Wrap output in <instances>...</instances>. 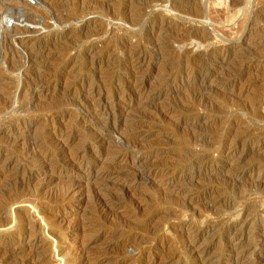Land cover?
<instances>
[{"label": "rangeland", "instance_id": "rangeland-1", "mask_svg": "<svg viewBox=\"0 0 264 264\" xmlns=\"http://www.w3.org/2000/svg\"><path fill=\"white\" fill-rule=\"evenodd\" d=\"M0 1V22L33 15L48 43L29 64L0 35V264H23L20 243L41 247L44 264H196L203 252L202 264H264V0ZM90 123H117L99 161ZM55 129L71 135L64 155L117 180L97 186L68 166ZM242 215L232 254L228 228Z\"/></svg>", "mask_w": 264, "mask_h": 264}, {"label": "bare ground", "instance_id": "bare-ground-1", "mask_svg": "<svg viewBox=\"0 0 264 264\" xmlns=\"http://www.w3.org/2000/svg\"><path fill=\"white\" fill-rule=\"evenodd\" d=\"M43 2H44V5H48L50 2H52V0H42ZM155 1V0H154ZM161 1V0H160ZM8 3V2H7ZM12 3V2H11ZM41 3V2H40ZM14 4V3H13ZM15 4L18 6V7H20V8H26V10L27 9H29L31 6H30V4L29 3H26L24 0H17V2H15ZM41 4H43V3H41ZM6 3H4L3 1H0V17H1V15H3V14H5L6 12H7V8H6ZM43 5V6H44ZM50 5V4H49ZM42 6V7H43ZM15 7V6H14ZM13 7V8H14ZM47 7V6H46ZM35 8V7H34ZM34 8H33V10H34ZM47 8H49V7H47ZM29 10H31V9H29ZM28 11V10H27ZM14 12V11H13ZM25 12V11H24ZM32 12V11H31ZM36 12H37V10H36ZM16 13V12H15ZM33 13V12H32ZM14 14V13H13ZM26 14V13H25ZM34 15H35V13H34ZM15 16V15H14ZM20 17H21V19L23 18V20H17L18 21V23H16V24H13V29H9L10 27H8L7 25L5 26L2 22H0V35L1 34H3L4 35V38L6 39H8V38H11L12 39V41L14 42V43H16V45L17 46H19L18 47V49L19 50H22V51H29L28 52V54H26V57H25V59H26V62L27 63H29V64H31V62H33V64H37V62H38V60H39V56L41 57V55H43V54H45L46 53V51L48 50V46L46 45V39L47 38H45L43 35V33H42V36H40V34H39V31H41L42 30V26H41V30H39L37 27H31V26H29L30 25V23H31V21L32 20H34V18H35V16H33V15H20ZM58 17V16H57ZM37 18V17H36ZM93 23H95V22H93ZM29 24V25H28ZM90 24H91V22H90ZM44 28V27H43ZM44 31H46L45 29H44ZM45 34H46V32H44ZM61 38L63 39V37L61 36ZM61 38H54L53 39V41L56 43V42H58V41H60V39ZM61 39V40H62ZM2 41V40H1ZM3 41H5V40H3ZM37 41H39V45H38V47L35 49V51L33 52L32 50H34V47H36V44L38 43ZM6 42V41H5ZM41 42L43 43L44 42V45L42 44V46H40L41 45ZM3 43V42H2ZM48 44V43H47ZM50 44V43H49ZM15 45V44H14ZM16 46V47H17ZM47 46V47H46ZM50 46V45H49ZM15 48V47H14ZM14 50V49H13ZM16 51V50H15ZM18 52V51H17ZM26 52V53H27ZM23 53H25V52H23ZM5 54V53H4ZM7 54V53H6ZM20 54H21V52H20ZM5 56H7V55H5ZM4 56V57H5ZM44 56V55H43ZM9 57V56H8ZM6 58V57H5ZM4 58V59H5ZM13 59V58H12ZM140 59V58H139ZM42 60V59H41ZM44 60V59H43ZM5 61V60H4ZM140 60H138V62H139ZM145 62V59L143 58V59H141V62ZM103 63V62H102ZM137 63V62H136ZM98 64V63H97ZM143 64V63H142ZM14 66V65H13ZM40 66V65H39ZM134 66V65H133ZM32 67V66H31ZM33 67H34V65H33ZM32 67V68H33ZM38 67V66H37ZM137 67H138V65H137ZM132 68H134V67H132ZM136 68V67H135ZM13 70V69H12ZM40 76V75H39ZM139 83H141V82H137L135 85H134V90H132L133 91V96H135V95H137V93L140 91V90H142V88L140 87L141 86V84H139ZM33 84V83H32ZM31 84V85H32ZM41 84V83H40ZM39 90V93L42 95V96H44V95H48V93H50L51 92V90L50 89H46V87H42L41 86V88L40 89H38ZM38 92V91H37ZM94 92V91H93ZM95 93V92H94ZM89 94V93H88ZM40 95V96H41ZM46 97V96H45ZM100 106V105H99ZM95 108V107H94ZM90 109V108H89ZM104 109V108H103ZM112 112V111H111ZM111 112H109L110 113V116H111ZM109 113H108V115H109ZM114 115V114H113ZM109 117V116H108ZM115 117H116V115H115ZM108 119V118H107ZM87 125H88V123H86ZM91 124V123H90ZM116 125H117V123H114V126L112 125V123H92L91 124V127L95 130V134H94V136H93V147H94V158H95V160H97V161H99L100 159H101V157L103 156V154L105 153L104 151V149L102 148L101 149V145H105V142L107 141V137H108V132H109V130H112V128L114 127V128H116ZM113 126V127H112ZM67 133V132H66ZM65 132H63V131H61V130H57V129H55V130H53L52 131V139H53V143H55V145H56V149H58L59 150V152H61L60 154L62 155V157H64V159L63 160H65L66 161V164H68V166L70 165V166H78L80 169H84L85 170V172L88 174V176H90L91 178H92V183H94L95 185H97V186H101L102 187V185H104L105 183L107 184V182H110L111 180L113 181V180H115L116 178H115V175L113 174V172H112V168H107V169H101V170H96V168H95V165L93 164H87V163H84V161H78V157L77 156H68L67 154L66 155H64L65 154V152H64V150L66 149V145H67V142H68V140L70 139V136L71 135H68V134H66ZM22 134H24L25 135V133H21L20 131H13V133L11 132V135L12 136H17V137H15L16 139V141H17V139H19V137L22 135ZM27 136V135H26ZM37 139V138H36ZM14 140V141H15ZM106 151H107V149H106ZM132 152H125V153H123L122 155H120V156H122V159L124 160V161H126L127 160V158H128V155L129 154H131ZM233 153H235V151H233ZM43 154H44V152H43ZM52 154V153H51ZM105 155V154H104ZM2 154H0V161H1V159H2ZM57 156V155H56ZM118 156H119V154H118ZM41 157V159H43V164L41 165V166H46V163L47 164H49L48 162L49 161H51L52 160V158H51V155H50V153H48V152H46V154H44V155H41V156H39V154H35L34 155V158L36 159V158H40ZM231 157V156H230ZM233 157V156H232ZM107 158V157H106ZM241 160V159H240ZM230 161V160H229ZM229 161H228V163H229ZM232 161V160H231ZM34 162H37V161H34ZM52 162V161H51ZM100 162H102V161H100ZM235 162H237V161H235ZM98 163V162H97ZM0 164H1V162H0ZM64 164V163H63ZM108 164H106V166H107ZM103 166V165H102ZM207 166V165H206ZM101 167V166H100ZM100 167H99V169H100ZM107 167H109V166H107ZM110 167H112V166H110ZM106 168V167H105ZM202 168H203V166H202ZM207 169V168H206ZM8 169H6V166H4V168L3 169H1L0 170V173L1 172H6ZM51 170V169H50ZM53 170V169H52ZM114 170V169H113ZM199 170V169H198ZM202 170V169H201ZM204 170V169H203ZM202 170V171H203ZM2 174V173H1ZM202 173H200V172H198L197 173V175L195 174V176H200ZM159 175H161V173L159 172V171H155V170H150V171H148V172H146V173H144V178H145V176L147 177V179L149 178V180H151L152 179V181L154 180L155 181V179L156 178H158V176ZM117 176V175H116ZM138 176V175H137ZM194 176V175H193ZM87 178H89V177H87ZM146 179V178H145ZM117 180V179H116ZM140 180V179H139ZM89 181V180H88ZM125 181V180H124ZM127 181V180H126ZM124 182L123 184L124 185H127V182ZM94 184H92V185H94ZM120 184V183H119ZM26 185V184H25ZM119 186V185H118ZM122 188V187H121ZM124 193L122 194V195H127V193H125V187H124ZM216 193V190H213V191H210V192H208V195L210 196H212L213 194H215ZM123 199H125V198H123ZM126 200V199H125ZM128 200V199H127ZM126 202V201H125ZM144 202V201H143ZM141 200H139V199H131L130 198V200L129 201H127V205L129 206V207H132V208H135V210H138V209H140V208H142V207H144V203H143ZM120 207V205H118V204H112V205H110V204H106L105 202L103 203V205L101 206V211L102 212H113L114 211V209H117V208H119ZM235 220V219H234ZM246 221L247 220H245L244 218H243V215L242 216H239V218L238 219H236L233 223H231V225H229V228H228V237L227 238H229V240H230V252L233 254V253H235V252H237L238 251V246H239V244L237 243L239 240H241V238H242V236L240 235V233H241V231H242V228H243V226L246 224ZM148 222H145V224H147ZM83 230V229H82ZM80 232H82L83 234L82 235H84V234H87V233H85V231L83 230V231H80ZM227 235V234H226ZM225 235V236H226ZM163 237V236H162ZM153 241H156V243L157 244H159L160 242H162V239H160L159 237H156V238H154V240ZM189 244H190V246L191 247H193L192 246V243H188V246H189ZM19 254H20V256H22V261H23V264H33V262H37L38 264H44L43 262H44V259H43V255L41 256L40 255V249H41V247H39V246H36V245H30V244H23V245H21V243H20V245H19ZM83 248V247H82ZM72 249V248H71ZM70 249V250H71ZM3 250H6V249H4V248H2V246H0V251H3ZM43 251V250H42ZM75 251H77V250H75ZM79 251V250H78ZM81 251V250H80ZM229 252V253H230ZM45 256V255H44ZM74 256V255H73ZM231 256V255H230ZM235 256V255H234ZM194 257H195V260H196V264H202V263H204L205 262V260H204V252L203 253H201V254H194ZM78 260H80L79 262H83V261H85L86 262V260H88V257H85V256H80V257H78L77 258V261L76 262H74L75 264H77L78 263ZM90 260L91 261H87V262H89V264H103L104 263V261H103V259L101 258V257H96V258H94V259H91L90 258ZM232 260V259H231ZM229 263V262H228ZM236 263V260L234 259V263H232V264H235ZM237 263H238V261H237ZM148 264H158V262H157V259L156 258H153V259H151L150 261H149V263ZM230 264V263H229Z\"/></svg>", "mask_w": 264, "mask_h": 264}]
</instances>
